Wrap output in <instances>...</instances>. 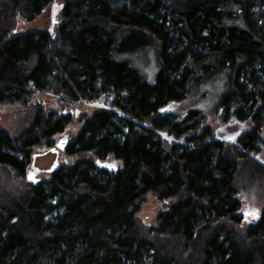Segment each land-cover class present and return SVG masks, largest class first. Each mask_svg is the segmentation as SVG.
<instances>
[{
  "label": "trees",
  "instance_id": "1",
  "mask_svg": "<svg viewBox=\"0 0 264 264\" xmlns=\"http://www.w3.org/2000/svg\"><path fill=\"white\" fill-rule=\"evenodd\" d=\"M54 1L0 0V108L27 120L17 137L0 129V264H264V0H60L55 34L16 32ZM148 49L154 83L133 61ZM225 71L217 114L246 131L235 143L197 111L171 113ZM44 92L105 107L65 147L80 160L32 183L31 150L74 121L35 101ZM110 157L123 168L101 167ZM150 194L175 200L146 229ZM245 201L262 207L246 216Z\"/></svg>",
  "mask_w": 264,
  "mask_h": 264
},
{
  "label": "rangeland",
  "instance_id": "2",
  "mask_svg": "<svg viewBox=\"0 0 264 264\" xmlns=\"http://www.w3.org/2000/svg\"><path fill=\"white\" fill-rule=\"evenodd\" d=\"M57 9L55 17L53 13ZM65 7L64 2L58 0L49 4L42 13L32 22L20 21L18 27H16L17 33H27L29 31H45L48 30L51 34H55L56 30L59 28L62 15L61 11ZM132 61V59H131ZM135 64H138V71H140L146 80L150 83L155 82V75L158 72L159 64L157 59H155L154 49H148L146 51H141L135 58L133 57ZM217 73L214 75L213 80L209 82L202 83L200 88H190V92L187 99L181 103L171 105V113L174 115L176 120L183 119L191 110L197 111L200 118L203 119L202 127L209 126L215 133L216 137L226 141L237 142L240 136L245 133V130H241L236 123L224 122L222 118L218 116L219 106L218 104L221 98L230 89L231 80L229 78V72ZM35 101L39 103L42 102L43 106L47 111H59V112H72L74 116V121L69 124L65 131L59 135H56L49 146L44 148H34L32 151V160L28 165L25 175L26 178L28 174L33 171L32 165L39 169L34 178L38 180L37 183L45 182L51 179L54 170L62 166H73L80 160L79 156H72L66 153L65 147L69 142L76 139L77 135L80 133L82 125L80 124L81 118L83 116H91L100 106L96 103H101L104 101L98 99L93 104H83L79 103L74 106H69V108L64 107L59 100V97L52 93H37L35 96ZM78 112V113H76ZM232 123V124H230ZM27 127V120L25 111L22 109H10V108H0V129H6L13 137L20 135L23 130ZM260 139L258 142V147H260L259 158L264 163V126L261 128ZM240 131V132H239ZM194 134L192 132L189 136ZM187 137V136H184ZM161 139L164 145V149L167 151L172 143L174 142L173 135L166 132L161 135ZM60 146V147H59ZM62 147V148H61ZM107 160V161H106ZM101 161V167L107 168L108 165H115L116 169L123 168L122 161L116 160L113 157ZM0 170V180L6 176V172ZM11 178L9 184L19 185V183ZM28 180V179H27ZM29 181V180H28ZM249 186V185H248ZM175 199L169 198L160 202L157 197L150 194L147 201L142 206L140 213L138 214L141 221L144 223L145 228L148 229L151 226L156 225L157 216L160 212L166 210L171 202ZM246 204H249L245 201ZM246 216H252L256 213V210L261 209L262 206L255 207L246 205Z\"/></svg>",
  "mask_w": 264,
  "mask_h": 264
},
{
  "label": "water",
  "instance_id": "3",
  "mask_svg": "<svg viewBox=\"0 0 264 264\" xmlns=\"http://www.w3.org/2000/svg\"><path fill=\"white\" fill-rule=\"evenodd\" d=\"M55 13H57L56 6H55L54 13H53V15H54L53 17L56 16ZM96 105H98V106H100V107H105V101H103L102 104H101V103H96ZM76 113H78V112H76ZM59 147H60V146H59ZM61 148H62V147H61ZM32 168H33V171H32L30 174H28L27 179H28L30 182H32V183H37L38 180H37L36 178H34V176H35L37 173H39V169L36 168L34 165H32Z\"/></svg>",
  "mask_w": 264,
  "mask_h": 264
}]
</instances>
